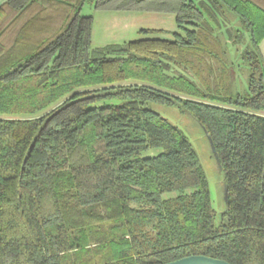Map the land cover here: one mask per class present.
Returning a JSON list of instances; mask_svg holds the SVG:
<instances>
[{
	"label": "trees",
	"instance_id": "16d2710c",
	"mask_svg": "<svg viewBox=\"0 0 264 264\" xmlns=\"http://www.w3.org/2000/svg\"><path fill=\"white\" fill-rule=\"evenodd\" d=\"M86 2L168 12L176 31L92 48ZM263 38L250 0L5 1L0 264H264ZM150 103L178 105L208 135L219 224L193 147Z\"/></svg>",
	"mask_w": 264,
	"mask_h": 264
},
{
	"label": "rangeland",
	"instance_id": "374dc122",
	"mask_svg": "<svg viewBox=\"0 0 264 264\" xmlns=\"http://www.w3.org/2000/svg\"><path fill=\"white\" fill-rule=\"evenodd\" d=\"M59 1V0H58ZM83 17L92 18L91 47L101 48L109 44H123L128 41L141 39H168L171 32H175L174 15L152 10L121 11L113 6L96 8L93 3L86 2L80 11ZM141 30L158 31L152 34H143ZM238 82L245 84V79L239 76ZM148 109L159 114L177 127L186 136L193 147L202 170L205 173L210 192V200L215 215V224L225 219L227 199L222 173L215 157L207 134L200 124L189 113L183 111L178 105L148 104ZM264 117V112L258 113ZM161 149H149L142 153V158L155 157Z\"/></svg>",
	"mask_w": 264,
	"mask_h": 264
},
{
	"label": "water",
	"instance_id": "95a60500",
	"mask_svg": "<svg viewBox=\"0 0 264 264\" xmlns=\"http://www.w3.org/2000/svg\"><path fill=\"white\" fill-rule=\"evenodd\" d=\"M209 141H210V139H209ZM210 144H211V142H210ZM213 150H214V147H213ZM214 153H215V150H214ZM215 157H216V155H215ZM217 161H218V159H217ZM218 165H219V162H218ZM165 264H228V263L221 260V259H213V258H209L207 256L190 255V257L177 259V261H173V262H169V263H165Z\"/></svg>",
	"mask_w": 264,
	"mask_h": 264
},
{
	"label": "crops",
	"instance_id": "0c3cea01",
	"mask_svg": "<svg viewBox=\"0 0 264 264\" xmlns=\"http://www.w3.org/2000/svg\"><path fill=\"white\" fill-rule=\"evenodd\" d=\"M7 0H0V6ZM253 4H255L259 9L264 10V0H250ZM258 51L261 57V60L264 63V38L261 40V43L258 46Z\"/></svg>",
	"mask_w": 264,
	"mask_h": 264
}]
</instances>
